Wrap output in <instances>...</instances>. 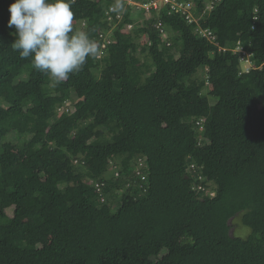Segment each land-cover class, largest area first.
<instances>
[{
	"label": "trees",
	"instance_id": "trees-1",
	"mask_svg": "<svg viewBox=\"0 0 264 264\" xmlns=\"http://www.w3.org/2000/svg\"><path fill=\"white\" fill-rule=\"evenodd\" d=\"M193 1L76 0L74 30L112 41L57 84L0 0V264H264V0Z\"/></svg>",
	"mask_w": 264,
	"mask_h": 264
},
{
	"label": "clouds",
	"instance_id": "clouds-1",
	"mask_svg": "<svg viewBox=\"0 0 264 264\" xmlns=\"http://www.w3.org/2000/svg\"><path fill=\"white\" fill-rule=\"evenodd\" d=\"M75 3L76 0H14L9 7L8 27L15 28L13 50L19 52L21 59L31 58L33 67L57 84L78 72L89 57L98 58L96 42L88 33L74 30ZM165 31L167 38L160 30L168 41ZM239 50L251 63L250 53Z\"/></svg>",
	"mask_w": 264,
	"mask_h": 264
},
{
	"label": "built area",
	"instance_id": "built-area-1",
	"mask_svg": "<svg viewBox=\"0 0 264 264\" xmlns=\"http://www.w3.org/2000/svg\"><path fill=\"white\" fill-rule=\"evenodd\" d=\"M216 2L219 0H215ZM215 6L214 3H210L206 6V9H212ZM135 12H145L146 14L152 13V11H159L162 8H167L169 14H178L181 16H185L189 22L197 21V17L195 15L194 9L195 5L191 0H112L111 11L116 13V17L120 20L124 16V12L126 9H129ZM109 19L112 20V14L109 13ZM112 23V22H111ZM129 29L133 28V25H127ZM156 27L163 32L165 38H167V34L165 31V27L162 21L156 23ZM207 34V31H204ZM100 41H102V48L99 50L98 58H103L106 54L107 44H109L112 40L111 38L105 34L101 33L99 35ZM170 44V43H169ZM99 186V184H97ZM102 186H99V190H101Z\"/></svg>",
	"mask_w": 264,
	"mask_h": 264
},
{
	"label": "rangeland",
	"instance_id": "rangeland-1",
	"mask_svg": "<svg viewBox=\"0 0 264 264\" xmlns=\"http://www.w3.org/2000/svg\"><path fill=\"white\" fill-rule=\"evenodd\" d=\"M242 68L244 70H249L251 68V63L249 60L243 61L242 62ZM233 233L235 234V236L237 237H242V238H248L249 236H251L253 234V230L246 226L245 224H243L241 217H237L233 223Z\"/></svg>",
	"mask_w": 264,
	"mask_h": 264
}]
</instances>
